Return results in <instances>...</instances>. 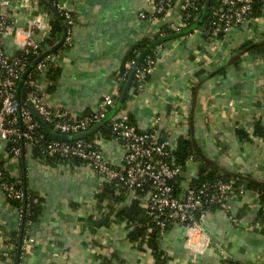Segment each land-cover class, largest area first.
Listing matches in <instances>:
<instances>
[{
  "label": "crops",
  "instance_id": "obj_1",
  "mask_svg": "<svg viewBox=\"0 0 264 264\" xmlns=\"http://www.w3.org/2000/svg\"><path fill=\"white\" fill-rule=\"evenodd\" d=\"M56 1L75 18L73 41L54 62L56 78L51 80L47 70L37 74L34 84L48 107L67 112L71 119L94 112L99 100L116 94V74L132 45L180 19L177 8L163 22L141 19V12L151 10V0ZM0 14L12 23L11 33L0 36L8 56L21 53L31 18L43 19L46 26L31 37L38 43L52 24L38 0L13 1ZM263 42L264 7L261 15L217 42L194 33L157 46L153 71L139 92L129 91L123 107L116 104L113 118L127 114L140 132H148L157 118L159 139L172 141L174 149L180 139L190 138L223 173L264 185V52L241 53L244 44ZM90 136L110 164L121 161L120 142ZM9 145H0L5 172L22 178L43 199L39 221L30 230L34 242L20 264H156L145 245L128 242L126 222L96 226L88 221L99 219L108 203L96 198L106 181L82 164L47 167L30 147H23L15 160L6 154ZM197 169V162L187 161L181 184H191ZM246 188L230 200L229 209L210 210L190 241L183 226L169 227L159 240L165 264H224L226 259L264 264V220L258 198ZM115 195L121 197L109 199L115 211L136 202L145 212L143 195ZM18 227L17 210L0 191V264L14 250L8 241Z\"/></svg>",
  "mask_w": 264,
  "mask_h": 264
},
{
  "label": "built area",
  "instance_id": "obj_2",
  "mask_svg": "<svg viewBox=\"0 0 264 264\" xmlns=\"http://www.w3.org/2000/svg\"><path fill=\"white\" fill-rule=\"evenodd\" d=\"M13 1L16 0H0V9L8 7ZM48 1L64 18L67 32L62 43L55 49L56 53H49L37 62L35 66L37 74L46 72L49 65L54 64L73 41L72 27L75 23L72 15L61 9L56 0ZM214 1L216 4L212 10V20L209 21L207 29L203 31L199 27L194 31L206 40L217 42L230 31L256 18L252 16L254 0ZM151 2V10L146 13L141 12L139 17L151 22H163L169 12L177 8L180 12L179 22L168 25L170 29L176 31L185 26L186 20L196 17L199 10L204 8L205 0H151ZM11 31V21L0 14V36L10 34ZM37 31H46V26L43 19L33 17L28 21L25 30L26 39L21 43L22 57L6 55L0 41V145L10 143L6 152L10 158L19 159L22 148L30 147L39 150L42 162L53 156L65 161L78 160L104 181L120 183L127 192L143 195L145 214L154 222L161 234H164L169 224H179L185 228L188 241L199 232L203 218L212 208L227 210L230 200L244 194V187L236 189L231 183L221 180L204 183L197 187L189 185L187 190L183 191L182 188L180 193L177 192L176 178L182 173V165L175 164L172 160L171 152L174 150V143L167 139H159L154 127L157 118L148 132H140L130 124L127 114L113 119L112 139L120 142L123 149L122 159L117 165L110 164L104 158L97 141L46 140L44 134L39 131V122L15 95L16 84L26 68V57L29 54L36 55L40 49V44L31 38ZM14 39L18 42L17 31L14 32ZM155 62L156 60H148L147 65L139 70L134 69V62H130L126 73L118 76L117 85L126 80L127 72L134 70L133 75L137 82L136 92H139L147 80L146 77L153 71ZM26 97L46 124L54 132L64 136L86 132L97 124L102 126L109 107L114 104L113 95H106L99 100L94 112L71 119L67 112L55 111L48 107L36 89L29 92ZM98 130L95 133H98ZM188 161H191V158ZM5 173L0 163V191L7 201L19 204L15 208L20 226L24 212L23 205L28 194L24 189L16 188L13 180H7ZM8 177L13 179L9 175ZM256 197L260 208L264 209V194H261L262 201L258 194ZM31 227L22 240L21 248L25 252L34 242L30 232ZM6 259H8L6 264H15L11 258Z\"/></svg>",
  "mask_w": 264,
  "mask_h": 264
},
{
  "label": "trees",
  "instance_id": "obj_3",
  "mask_svg": "<svg viewBox=\"0 0 264 264\" xmlns=\"http://www.w3.org/2000/svg\"><path fill=\"white\" fill-rule=\"evenodd\" d=\"M42 5L43 9L47 12V14L51 18V28L48 32V35L39 42L40 49L36 55L29 54L26 57V68L20 77L19 81L15 87V95L21 104H25L21 99L22 94L28 96L29 92L35 89V80L37 77V73L35 72V66L39 60H41L42 54L44 52V47L48 46L51 49L53 46L57 44H61L63 41V37H65L67 32V25L64 21V18L59 14L57 8L48 0H45L49 3L53 8L54 12L49 10L47 6L41 2L42 0H38ZM215 1L211 0L209 4L208 12L204 13L203 9H200L198 14L193 19L186 20V24L184 27L174 31L170 29L168 26H164L158 30L155 34H152L148 37L143 38L139 42L132 45L126 56L124 61L120 64L118 68V72L116 74V80L118 76H121L126 73L127 65L130 62H134V69H141L147 65L148 60L155 61V49L157 46H162L163 44L176 40L188 37L193 34L194 31L201 27L207 29L209 21L212 20V10L215 6ZM264 7V0H254L253 4V17H258L262 13V9ZM75 23V18L72 16ZM62 39V41H61ZM60 48V47H59ZM243 50L241 53L245 54H257L264 52V42L260 44H251L247 43L241 47ZM52 54L56 53V50L51 52ZM18 57H22L23 55L19 53ZM48 76L51 80H54L58 74V69L54 64L49 65ZM131 71L127 72L126 80L118 83L117 92L113 96V101L115 107H109L108 112L106 114L105 119L102 121V126L98 130L97 136L99 138L112 139V131L111 125L113 121L114 115L118 112L116 104L119 102L122 97L124 98V104L130 99L129 91L132 90V94L136 93L137 82L132 75V79L130 83L127 84L128 77ZM149 76L146 77L148 79ZM127 86V87H126ZM129 123L133 125L132 118L129 117ZM39 131L44 134V138L46 140H52L41 128L39 127ZM86 141H92L93 136H89L84 138ZM172 160L175 164L182 165V172L185 171V163L191 158V161L198 163L197 169V177L192 180L191 187H197L204 183H212L217 180H221L223 182L231 183L236 189L240 187H248L252 190L255 195L258 194L260 201H262L261 194H264V185L257 184L256 182H252L248 180L246 177H242L240 175H227L223 173L218 167L214 164L208 162L206 159L202 157L196 147L194 146L192 140L190 138L180 139L177 143L176 148L171 152ZM34 157H38L40 160L42 156H40L39 150L34 149ZM2 164V162L0 161ZM43 163L47 167H54L58 164H67L71 163L72 166L81 164L78 160H62L58 157H49L46 158ZM3 165V164H2ZM5 178L7 180H13L16 188L24 189L28 198L24 202V212L22 215V222L19 226V229L10 234V239L8 243L14 246V250L10 253V255L3 257L6 259L10 256L15 264H20L22 259L25 257L26 252L22 250V240L25 238L26 231L30 229V226H33L35 223L39 221L40 215L42 213V197L38 195V193L34 192L30 188L25 185L24 180L21 178L20 180L10 179L8 174L5 173ZM180 175L176 178V191L180 193L182 191ZM126 191L124 186L120 183L110 182L105 183L100 190V192L96 195L97 201L99 203L107 200L108 203L105 207L101 208V217L99 219H94L92 217L89 218V222L96 226L99 225H108L111 222L121 223L126 222L127 226V235L126 238L128 242L135 243L140 242L142 245H145L151 253L152 258L154 259L156 264H165L166 257L162 255V252L159 247L160 237L163 235L159 231V229L155 226L154 222L139 208L136 202L131 203L129 206H125L115 211L112 207V203L109 200L110 197H114L116 201L121 199L120 196H116L117 192L121 193ZM10 202V201H8ZM15 207H18L19 204L17 202L11 201ZM214 209V208H212ZM211 209V210H212ZM260 218L264 220V209L260 208ZM173 224H169L166 230L171 227ZM165 230V231H166ZM224 264H240L231 260H224Z\"/></svg>",
  "mask_w": 264,
  "mask_h": 264
},
{
  "label": "water",
  "instance_id": "obj_4",
  "mask_svg": "<svg viewBox=\"0 0 264 264\" xmlns=\"http://www.w3.org/2000/svg\"><path fill=\"white\" fill-rule=\"evenodd\" d=\"M41 2L44 4V6H47L49 8V10L54 12V8L49 3H47L45 0H42ZM209 2H210V0H205V2H204V8H203L204 13L208 12ZM62 39H64V37ZM62 39H61V41H62ZM59 45H60V43L55 45L51 49H49L48 46H45L42 57L48 55L51 51L57 49ZM133 72H134V70L131 71V73L128 77V80H127V84L130 83V81L132 79ZM21 99L24 101L26 108L32 113L34 118L39 122V124H40L41 128L44 130V132L53 140L60 141V142H70V141H75V140H79V139H84V138H87L88 136L92 135L93 133H95L98 130V128L101 126V124H97L94 127H92L91 129H89L88 131L74 135V136H64V135L58 134V133L54 132L46 124V122L40 116L38 111L27 100V97L25 96V94H22ZM123 102H124V98L122 97V99H120L118 102V107H121ZM8 144H10V143H8ZM181 176H183V174ZM189 185L190 184L188 182H184V184L182 185L183 191L187 190L189 188ZM182 196H183V194H182Z\"/></svg>",
  "mask_w": 264,
  "mask_h": 264
}]
</instances>
